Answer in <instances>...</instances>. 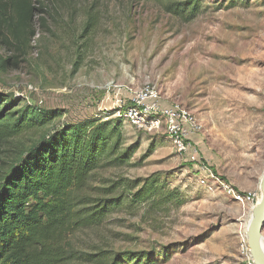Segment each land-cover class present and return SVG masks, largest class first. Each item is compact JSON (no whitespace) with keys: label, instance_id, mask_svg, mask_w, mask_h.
I'll return each mask as SVG.
<instances>
[{"label":"rangeland","instance_id":"1","mask_svg":"<svg viewBox=\"0 0 264 264\" xmlns=\"http://www.w3.org/2000/svg\"><path fill=\"white\" fill-rule=\"evenodd\" d=\"M43 2L44 11L20 41L6 24L0 27V94L18 107L30 104L57 116L5 144L0 175L47 132L122 117L106 98L104 86L113 81L133 91L155 86L166 105L190 109L211 169L237 191H255L260 198L264 81L243 83L252 71L264 80V0H202L199 14L188 21L154 0ZM125 93L119 98L129 102L132 96ZM122 132V148L135 145L133 155L96 169L84 193L123 195V204L98 225L65 228L58 244L79 253L167 252L168 259L156 264H253L251 205L201 185L192 163L164 132L132 127L124 117ZM151 177L163 187L162 199L130 201Z\"/></svg>","mask_w":264,"mask_h":264},{"label":"trees","instance_id":"2","mask_svg":"<svg viewBox=\"0 0 264 264\" xmlns=\"http://www.w3.org/2000/svg\"><path fill=\"white\" fill-rule=\"evenodd\" d=\"M154 1L185 21L203 5L202 0ZM44 7L43 0H0V27L6 24L20 41ZM14 103L0 94V153L26 128L57 116L55 110ZM122 124L123 117L64 124L45 133L0 175V264H156L168 259L165 251L79 253L57 242L65 228L98 225L123 204V195L93 198L84 193L96 169L122 164L136 150L135 145L122 148ZM157 183L148 178L130 201L158 202L164 193Z\"/></svg>","mask_w":264,"mask_h":264},{"label":"built area","instance_id":"3","mask_svg":"<svg viewBox=\"0 0 264 264\" xmlns=\"http://www.w3.org/2000/svg\"><path fill=\"white\" fill-rule=\"evenodd\" d=\"M104 89L106 98L111 100L114 107L118 105V112L123 113L122 117L127 124L139 129L164 132L176 151L192 163L201 185L210 189H222L239 203L251 206L255 204L259 197L257 192L237 191L216 174L204 159L201 125L190 109L178 102L166 105L161 91L151 85L133 91L132 88L111 81L104 86ZM124 91L125 95L132 96L129 102L119 98ZM111 95L117 99H111Z\"/></svg>","mask_w":264,"mask_h":264},{"label":"water","instance_id":"4","mask_svg":"<svg viewBox=\"0 0 264 264\" xmlns=\"http://www.w3.org/2000/svg\"><path fill=\"white\" fill-rule=\"evenodd\" d=\"M261 200L248 226V247L254 264H264V174L261 180Z\"/></svg>","mask_w":264,"mask_h":264},{"label":"bare ground","instance_id":"5","mask_svg":"<svg viewBox=\"0 0 264 264\" xmlns=\"http://www.w3.org/2000/svg\"><path fill=\"white\" fill-rule=\"evenodd\" d=\"M225 69H228L230 72H236L234 68H229V67H226ZM239 71H237L238 73ZM247 73V72H246ZM244 76V75H243ZM247 81L243 83L244 84H248V85H251V86H256L257 84H259L260 81H264L262 78H261V75L257 72V71H252V72H248V75L246 77ZM262 197V195L260 196V198ZM259 198V199H260ZM258 199L257 202H260ZM261 200V199H260ZM257 202L251 206L250 210L252 211L251 214H250V220H249V223L252 219V217L254 216L255 214V209H256V206H257ZM249 226V224H248ZM263 246H264V242H263Z\"/></svg>","mask_w":264,"mask_h":264}]
</instances>
